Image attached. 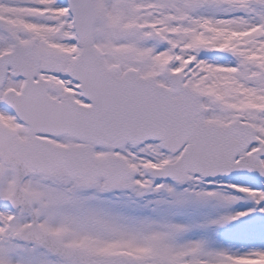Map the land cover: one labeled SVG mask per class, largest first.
<instances>
[{
    "label": "snow or ice",
    "instance_id": "obj_1",
    "mask_svg": "<svg viewBox=\"0 0 264 264\" xmlns=\"http://www.w3.org/2000/svg\"><path fill=\"white\" fill-rule=\"evenodd\" d=\"M0 264H264V0H0Z\"/></svg>",
    "mask_w": 264,
    "mask_h": 264
}]
</instances>
